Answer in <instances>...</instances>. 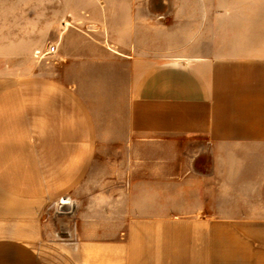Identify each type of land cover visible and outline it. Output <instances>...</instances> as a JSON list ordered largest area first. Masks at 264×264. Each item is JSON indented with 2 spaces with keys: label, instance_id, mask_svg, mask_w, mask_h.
Instances as JSON below:
<instances>
[{
  "label": "crops",
  "instance_id": "1",
  "mask_svg": "<svg viewBox=\"0 0 264 264\" xmlns=\"http://www.w3.org/2000/svg\"><path fill=\"white\" fill-rule=\"evenodd\" d=\"M163 1L114 29L145 56L0 72V264H264V0Z\"/></svg>",
  "mask_w": 264,
  "mask_h": 264
},
{
  "label": "rangeland",
  "instance_id": "2",
  "mask_svg": "<svg viewBox=\"0 0 264 264\" xmlns=\"http://www.w3.org/2000/svg\"><path fill=\"white\" fill-rule=\"evenodd\" d=\"M172 4L163 0H0V72L49 76L52 72L64 71L68 59L80 63L85 52H100L96 46L84 49L87 42H101L102 58L106 57L107 61L111 58L113 63V56L124 51L117 49L116 36L123 44L133 41L138 56H145L148 34L145 31L115 33L116 25L137 22L119 14L130 8L161 10ZM137 24L145 26L146 19L139 18ZM50 45L57 48L54 54L46 53ZM113 79L114 71H107L106 80L113 83ZM103 99L106 102L103 109L108 115L113 98ZM104 124L109 126V119ZM191 141L194 145L195 139ZM101 148L102 153L115 151L114 145ZM96 162L97 166L101 163ZM93 195L82 192L77 199L80 204L74 207L62 205L68 199L60 197L46 208L43 218L57 227L59 236H65L74 222V212L81 215L87 210Z\"/></svg>",
  "mask_w": 264,
  "mask_h": 264
},
{
  "label": "built area",
  "instance_id": "3",
  "mask_svg": "<svg viewBox=\"0 0 264 264\" xmlns=\"http://www.w3.org/2000/svg\"><path fill=\"white\" fill-rule=\"evenodd\" d=\"M56 51H57V48L55 47V45H50L46 49L47 54H54Z\"/></svg>",
  "mask_w": 264,
  "mask_h": 264
}]
</instances>
